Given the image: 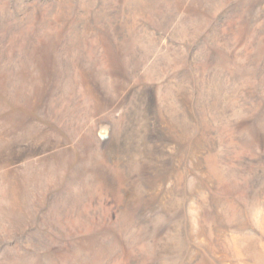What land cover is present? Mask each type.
I'll return each mask as SVG.
<instances>
[{
    "label": "rangeland",
    "instance_id": "rangeland-1",
    "mask_svg": "<svg viewBox=\"0 0 264 264\" xmlns=\"http://www.w3.org/2000/svg\"><path fill=\"white\" fill-rule=\"evenodd\" d=\"M0 264H264V0H0Z\"/></svg>",
    "mask_w": 264,
    "mask_h": 264
}]
</instances>
